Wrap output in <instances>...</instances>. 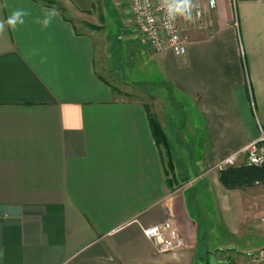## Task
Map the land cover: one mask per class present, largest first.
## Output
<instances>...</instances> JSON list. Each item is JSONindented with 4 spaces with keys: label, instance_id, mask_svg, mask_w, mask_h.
<instances>
[{
    "label": "crops",
    "instance_id": "crops-1",
    "mask_svg": "<svg viewBox=\"0 0 264 264\" xmlns=\"http://www.w3.org/2000/svg\"><path fill=\"white\" fill-rule=\"evenodd\" d=\"M56 1L78 13L95 5ZM125 4L158 79L190 108L152 103L170 162L147 103L117 98L97 71L93 33L55 6L0 0V19L29 12L0 34V264H251L264 210L247 207L249 187L225 188L215 165L264 129V0H220L178 20L181 56L154 50ZM47 9L58 15L45 28ZM167 220L185 245L158 252L143 228Z\"/></svg>",
    "mask_w": 264,
    "mask_h": 264
},
{
    "label": "rangeland",
    "instance_id": "rangeland-1",
    "mask_svg": "<svg viewBox=\"0 0 264 264\" xmlns=\"http://www.w3.org/2000/svg\"><path fill=\"white\" fill-rule=\"evenodd\" d=\"M94 1V8L89 13H78L74 10L69 12L62 3L58 2V4L65 14L70 13L69 15L74 17L72 21L79 30L89 31L97 39L96 68L99 74L117 90L116 97L138 98L150 105L154 112L157 108H153L152 103H163L168 96L170 98L167 103L169 113H171L170 108L173 110V106L179 101L178 104L182 102V105L178 106V111L190 114L187 100L174 92L163 79L160 77L158 79L161 71L160 64L146 58V44L138 39L134 30L130 28L126 0ZM247 192L251 195L246 198L247 207H253L252 210L256 212L264 210V183L249 187ZM201 207L202 213L210 212V204H202ZM212 212L214 214V211ZM205 247V243H202L201 255ZM250 261L251 264H255L251 258Z\"/></svg>",
    "mask_w": 264,
    "mask_h": 264
},
{
    "label": "built area",
    "instance_id": "built-area-1",
    "mask_svg": "<svg viewBox=\"0 0 264 264\" xmlns=\"http://www.w3.org/2000/svg\"><path fill=\"white\" fill-rule=\"evenodd\" d=\"M130 22L139 35L157 51L171 49L176 55L186 53L185 38L182 36L178 21L169 29L165 27L164 13L160 8V0H128ZM220 0H194L196 8L193 14L201 17L217 7ZM234 4L238 0H232ZM240 156L245 163L264 165V129L260 127L258 137L246 143L239 151L220 159L215 167L221 169L236 165ZM264 226V215L261 217ZM144 235L155 245L158 252H170L181 249L185 245L183 236L169 220L143 228ZM255 264H264V248L251 253Z\"/></svg>",
    "mask_w": 264,
    "mask_h": 264
},
{
    "label": "trees",
    "instance_id": "trees-1",
    "mask_svg": "<svg viewBox=\"0 0 264 264\" xmlns=\"http://www.w3.org/2000/svg\"><path fill=\"white\" fill-rule=\"evenodd\" d=\"M36 1L55 6L63 11V8H61L56 0ZM145 107L151 123L153 136L157 143L164 145L167 158L170 162L171 155L169 150V143L163 131V128L161 127L157 119L156 113L152 111L151 106L146 104ZM219 180L227 189H242L252 187L257 183H264V165H254L244 162L242 164L226 166L219 170Z\"/></svg>",
    "mask_w": 264,
    "mask_h": 264
},
{
    "label": "clouds",
    "instance_id": "clouds-1",
    "mask_svg": "<svg viewBox=\"0 0 264 264\" xmlns=\"http://www.w3.org/2000/svg\"><path fill=\"white\" fill-rule=\"evenodd\" d=\"M160 8L164 13L165 27L171 29L178 20H183L186 23L194 22L193 12L196 8L194 0H160ZM29 12L23 9H15L7 17L0 19V34L6 30H15L18 25L25 23V17ZM58 15L56 9L45 10V18L42 21L43 26L48 27L52 19Z\"/></svg>",
    "mask_w": 264,
    "mask_h": 264
}]
</instances>
